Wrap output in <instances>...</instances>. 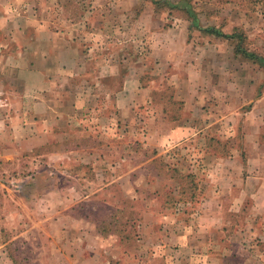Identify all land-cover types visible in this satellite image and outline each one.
<instances>
[{
    "label": "rangeland",
    "instance_id": "obj_1",
    "mask_svg": "<svg viewBox=\"0 0 264 264\" xmlns=\"http://www.w3.org/2000/svg\"><path fill=\"white\" fill-rule=\"evenodd\" d=\"M189 1L202 25L227 33L242 27L249 49L264 56V0ZM41 21L80 41L72 56L81 62L59 66L51 57L39 65V54L31 53L29 72L55 78L37 93L48 109L60 104L45 122L34 116L38 97L19 84L20 65L3 68L25 63L28 53L0 49V179L13 198L0 209V243L9 242L13 259L0 264H167L155 253L166 243L178 252L182 237L195 233L190 226L217 172L255 176L251 191L262 182L256 165L232 157L245 156L251 121L244 115L253 105L250 120L264 124V99H255L264 94V67L237 54L232 41L204 35L181 11L157 10L151 0L0 6L1 35L11 31L17 42L32 38ZM202 78L214 87L199 85ZM224 91L233 99L221 97ZM57 188L60 196L53 195ZM249 195L248 228L264 226V216L251 213ZM232 215L224 216L240 225ZM222 232L233 242L246 237L245 227ZM250 232L252 242L259 228Z\"/></svg>",
    "mask_w": 264,
    "mask_h": 264
},
{
    "label": "crops",
    "instance_id": "obj_2",
    "mask_svg": "<svg viewBox=\"0 0 264 264\" xmlns=\"http://www.w3.org/2000/svg\"><path fill=\"white\" fill-rule=\"evenodd\" d=\"M3 2L6 3L7 0H0V6ZM42 19L46 20L47 18L43 17ZM8 32L9 33L4 30V35L6 37L1 35L0 32V39H2V41L0 40V49L2 51H7L5 48H8L12 49V51L25 52L28 53V57L27 60H25V63L18 65L13 63L12 65H7V63H5L3 68L7 69L9 67H18L20 65L19 68L22 74H20L18 79L19 84L23 83L22 85L24 86V89L26 92H29L28 95L38 97L36 109H34V116H39V120H43L45 118V122H47V117L49 116L46 115H51V110L56 111L55 114H59L58 111L60 112L61 109L57 108V106H60V104H55L54 109H48V104L45 101L47 98L41 96L44 93L39 95H37V93L48 90L50 83L55 84V78L51 80L46 75H43V73L33 74V72H29L30 60L36 58L35 55H31V53L39 54L37 59L38 61L34 60L39 65H45L47 62H51L52 57L53 61L55 60L54 62L59 66H62V60H64L69 62L70 66L77 68L81 62L77 60L78 57L76 58L80 41L78 42L77 38L74 35H71L72 33H69L68 31H58L54 28L52 23L48 21H41L36 34L32 38L27 36L23 42H21L22 39L19 42L15 41L16 39L13 38V36H10L11 31ZM2 46H4L3 49ZM67 51H70L69 59H65V52ZM72 53H75L76 55L74 54V56H72ZM29 57H31V59ZM47 58H49V61ZM247 61L254 63V61L250 59H247ZM258 65L264 67L260 64ZM208 82L205 78H202L199 85L208 84L210 86L209 88L212 89V87H214V82ZM231 82L232 81L229 79V83ZM226 88L227 87H225V89ZM226 92L227 91H224L220 94L221 97L229 96L227 97L228 100L233 99L231 97V93L229 95V92ZM255 94L257 95V89ZM204 96L205 94L203 97ZM255 99L257 102L263 101L264 94L262 93L261 98H258L257 96ZM255 99L252 98L250 101L253 102ZM254 109L255 107L253 105L251 110L247 111L246 115H244L247 121H251V123L246 125V128L249 130V135L246 134L243 142L246 152L245 156L244 158H238L237 156H233L232 158L235 161L239 159L240 163L256 165L258 168L259 178L262 179V182L258 184L254 191H251L248 189V185L255 176L251 175L245 179L244 177L238 178V174L217 172L219 177L214 179V181L218 183L213 186L214 191H211L208 198H205V203L197 224L193 225V227L190 226L191 228L196 229L195 233L192 232L193 234H188L185 238L182 237V246L178 249V252L173 250V245L171 246L166 243L164 246H161V249L157 250L155 253L156 258H158L157 256H160L158 262L165 259L167 264H180V261L182 260H187V263L185 262L186 264H198V262L199 264H264V226L257 227L252 225L248 228V221L246 219L249 218V215L247 214L249 207L247 205L244 206V202L246 200L244 196H252L249 195L252 192L255 196V201L250 206L252 208L251 213L259 215V218L264 216V124L257 123L258 125H256V123H254V119L250 120V118L255 116ZM42 127L44 128V125ZM182 128H185L187 131L189 130L188 127ZM174 132L179 131L176 129ZM0 181V184L6 188L0 189L1 209L2 207L7 208L8 206H11V199L13 200V198L11 188L2 183L1 179ZM54 194L55 196H60L62 194L61 188L53 190V195ZM3 201H5L4 205L2 204ZM4 211L7 210L4 209ZM226 213L233 214V218L234 215L237 217L239 216L241 221L240 225L238 224V221L234 219H227L224 216ZM234 226H236V231L239 227H245V239H243L241 235H238V237L235 235L236 239L234 243L230 236H228L225 232H222L225 228L231 229ZM256 228H259L258 235L252 242H250L248 238H251V235L254 232H250V229L256 230ZM242 231L243 230L240 232ZM168 239L169 237L166 238V240ZM8 244V241L4 242L3 240L0 243V258L3 260L6 257L10 260L13 259V256L9 255L7 252L8 250L6 246L8 247ZM63 254L64 253H61V255ZM175 257L176 260L174 261Z\"/></svg>",
    "mask_w": 264,
    "mask_h": 264
},
{
    "label": "trees",
    "instance_id": "obj_3",
    "mask_svg": "<svg viewBox=\"0 0 264 264\" xmlns=\"http://www.w3.org/2000/svg\"><path fill=\"white\" fill-rule=\"evenodd\" d=\"M157 10L177 9L181 11L187 19L191 21V26L200 30L204 35L215 36L219 38H225L233 42L234 49L237 54L244 56L247 59H251L256 63L264 66V56L252 51L248 47V35L242 27L234 26L230 33H227L216 26H204L201 24L199 13L195 10L192 3L189 0H178L176 2L171 0H151ZM196 186L190 187L189 192L192 198L196 197Z\"/></svg>",
    "mask_w": 264,
    "mask_h": 264
}]
</instances>
